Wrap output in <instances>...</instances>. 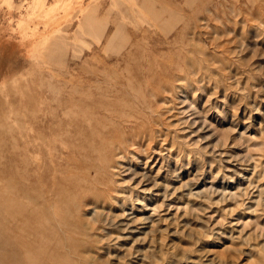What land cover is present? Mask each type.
<instances>
[{"label":"rangeland","instance_id":"rangeland-1","mask_svg":"<svg viewBox=\"0 0 264 264\" xmlns=\"http://www.w3.org/2000/svg\"><path fill=\"white\" fill-rule=\"evenodd\" d=\"M0 264H264V0H0Z\"/></svg>","mask_w":264,"mask_h":264},{"label":"bare ground","instance_id":"bare-ground-1","mask_svg":"<svg viewBox=\"0 0 264 264\" xmlns=\"http://www.w3.org/2000/svg\"><path fill=\"white\" fill-rule=\"evenodd\" d=\"M154 3V2H153ZM152 4V3H151ZM154 6V5H153ZM148 10V9H147ZM153 12L155 11V10H152ZM151 11V12H152ZM149 12V11H148ZM156 12V11H155ZM146 13V12H145ZM148 15H149V13H148ZM151 16H153V14L151 15ZM154 18V17H153ZM145 21H147V20H145ZM151 21V20H150ZM155 21V20H154ZM160 21H161V19H160ZM153 22V21H152ZM87 23V22H86ZM85 23V24H86ZM146 23V22H145ZM163 23H165V22H163ZM142 24H143V22H142ZM87 25V24H86ZM155 25V24H154ZM84 28H85V26H84ZM81 30V29H80ZM84 31V30H83ZM112 39L114 38V37H111ZM119 39V38H118ZM112 41V40H111ZM110 44V43H109ZM109 44H108V46H109Z\"/></svg>","mask_w":264,"mask_h":264}]
</instances>
